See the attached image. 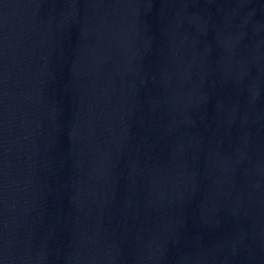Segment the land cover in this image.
<instances>
[{"label": "water", "instance_id": "95a60500", "mask_svg": "<svg viewBox=\"0 0 264 264\" xmlns=\"http://www.w3.org/2000/svg\"><path fill=\"white\" fill-rule=\"evenodd\" d=\"M0 264H264V0H0Z\"/></svg>", "mask_w": 264, "mask_h": 264}]
</instances>
